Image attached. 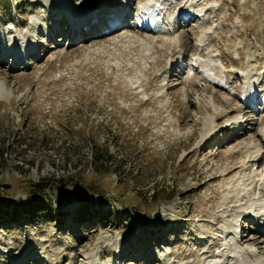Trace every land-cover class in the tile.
<instances>
[{
    "label": "rangeland",
    "instance_id": "rangeland-1",
    "mask_svg": "<svg viewBox=\"0 0 264 264\" xmlns=\"http://www.w3.org/2000/svg\"><path fill=\"white\" fill-rule=\"evenodd\" d=\"M115 1L0 0V38L22 58H0V264H213L236 220L264 259L245 211L264 203V0H197L205 16L178 25L168 12L187 0H163L152 32L134 23L146 0H129L117 31L48 37L66 6Z\"/></svg>",
    "mask_w": 264,
    "mask_h": 264
},
{
    "label": "bare ground",
    "instance_id": "bare-ground-1",
    "mask_svg": "<svg viewBox=\"0 0 264 264\" xmlns=\"http://www.w3.org/2000/svg\"><path fill=\"white\" fill-rule=\"evenodd\" d=\"M100 1H102V0H100ZM127 1H129V0H124V3H122V6H127L128 5V7H129V4L127 3ZM195 1L197 3V0H194V1L193 0H187L186 1L187 2V5H186L187 7H185V8H186L187 12L190 11V13H186V14H182L181 13L182 8L184 7V6H182L183 4L181 5L182 8L180 6L178 8V13H176L177 12V11L175 12L176 7H177V5H176L174 11L168 12V13H171L172 12L171 14H169V18L171 17V15L173 17H175L176 18L175 21H177V23H175V24L178 25L179 23H181V20H184V21H188L189 19L190 20H194L195 19L194 17H196V16H194V17L193 16H190V14H192V13H197L196 14L197 15L196 18H198V17L200 18V15L201 16H205L207 7L200 6V7H198L199 10H195V9H193V7L199 6V4H197V5L194 4ZM179 2H184V1H180L179 0ZM162 4H163V0H146L145 2H138L137 9L139 10L140 15L143 18V22L140 21L139 19H138L137 22H138L139 25H141L142 27H144V28H142V27L139 28L138 27V29L143 30V31H150V32H152V31H154V27H157V25L160 26V24L158 23L159 20H160L159 16H160L161 12H163V10L165 9V6H163ZM109 5H111V4L110 3H106L105 5H103V4L100 5L102 7H99L98 10L94 11V13H92V15H91V11L92 10H86V11H84L82 13H79V11H77L75 14H72L71 8L66 6L65 12H68V14L71 15V16L69 15V17L67 19L68 20H71V21H67L66 22V25L65 26L63 25L62 28H57V30H49L47 32L48 37L51 38L54 35L55 32H58L59 31V32L62 33V35L64 37L69 38L70 39V42H71L73 40V38L77 37L78 35L85 37L86 36V33L88 32V30L90 31L92 28L96 29L97 32H99L101 27H105L107 29L114 22H118V21L123 22L126 17H127V19L130 17L131 14H129V13H131L130 12L131 11V7H129L128 9L125 8L121 12L117 13V12L114 11V9L107 10L106 8ZM87 8L89 9L90 8V5H87ZM211 8L209 10H211ZM65 12H64V14H65ZM104 12H107L108 14H114V17L112 15L110 17H100V15L103 14ZM96 16L98 17V21H93V18L96 17ZM184 16L187 17V20H185ZM65 18H66V16H65ZM201 19L203 20V18H201ZM55 22L58 25L60 24V21H55ZM170 22H171V20H170ZM123 23L120 25V27L123 25ZM201 27H202L201 28L202 36L200 38V41L202 42V41H205L206 35L209 33L210 27L207 26L205 23H203ZM158 31H160V30H158ZM88 34H89V32H88ZM1 35H4V32H2V30H0V37H1ZM134 37H135L134 35H128V34L123 36L125 42H128V43H132L134 41ZM9 38H8V36H6V38H4V37L3 38H0V58L2 57V58L5 59L6 57H10L11 55L12 56L15 55L14 56L15 60H14V62L12 64L14 66L17 63V61L20 62V60L22 58L19 55H17V53L19 54L20 49H18L17 51L14 50V49H17V48H15L14 45H12V43H11V42H14L16 40L12 37V35H10ZM8 39H9L10 43H9ZM7 42H8V44H7ZM27 42H28V39H27ZM33 43H34L33 46L29 50H26L25 51V53L27 54L26 56L32 55V54H36L37 46L35 45V42H33ZM141 43H145V44H140V45H141V47L143 49H145L146 52H148L147 51L148 49H150V48L152 49L151 45L148 44L149 42L142 41ZM3 44H6V46L3 45ZM121 45H123V44H121ZM172 63L173 62H171V60H170L169 61V64L171 65ZM212 63H213V60H212V62L211 61L208 62L207 71L210 70V68H211L210 65H212ZM221 82L224 83V84L226 83L224 80H221ZM0 96H1V94H0ZM251 97H252V94H251ZM253 97H256V95H254ZM246 98L250 99L249 96H245V99ZM253 101H252V103L254 104V106H256L257 100L255 99ZM239 123H238V128H240ZM263 141H264V139H263ZM263 158H264V156H263ZM260 160H262V159H260ZM262 164L264 165V161H263ZM262 171H261L260 175H257L255 177L254 184L255 185H258V188L257 189H254L253 197H256V199H257L258 196H261V197L264 196L263 193H262V190H261V187L264 186V171L263 172ZM241 203L242 202L239 203V206H241ZM248 206L251 207V208H249V210H245V211H247L246 212V214L248 216L247 217V220L250 221L251 218H249V217H251V215H253V213L255 212V210H253L254 212H251L250 213V211L253 209V206H251V205H248ZM257 209L258 210H264V205L257 206ZM245 211H242L241 214L243 212H245ZM241 214H239V215H241ZM230 223H231L230 228L232 229V225L233 224H232V222H230ZM246 224L248 225L250 223L247 222ZM256 224H257V227L258 228L261 227L260 226L261 225L260 222H256ZM224 227L227 228L228 225L226 224ZM228 234L230 235L229 237H231V240L229 239V237H227L226 238L227 240H225V242H222L220 245L224 247L225 243H230V247H229L230 251L229 250H226L223 247H221V250H220V248H217L216 250H217L218 253L216 255L218 256V254L220 252L223 255L221 254V257L214 256L213 257V260H216V261L213 264H237V261L240 264H264V259L256 258L255 257V251H254V249H252L251 247H249L248 244H246L244 242L239 244V242H241V241H237L236 242V236H235L234 232H231L230 233V231H229ZM262 234L264 236V233H262ZM244 239H245L246 242L251 241V238H249V237H246ZM253 240H255V239H253ZM233 243H235V245H233ZM146 247H147V245H145V248ZM145 248L143 250H145ZM259 251H260V249H259ZM262 252H264V248H262ZM202 253H205V252H202Z\"/></svg>",
    "mask_w": 264,
    "mask_h": 264
},
{
    "label": "trees",
    "instance_id": "trees-1",
    "mask_svg": "<svg viewBox=\"0 0 264 264\" xmlns=\"http://www.w3.org/2000/svg\"><path fill=\"white\" fill-rule=\"evenodd\" d=\"M103 152V154H104V156L106 157V159H104L103 161L104 162H102V161H98V160H96V159H94V161H95V163H97V162H99V166H96L95 168L97 169V170H99V171H107L108 170V164H107V161H108V158L110 157V154L108 153V151H107V149H105V150H103L102 151ZM8 161V159L7 158H5L4 157V151H3V148L0 150V162L2 163V162H7ZM36 187L35 188H38V189H41L42 191H44L45 190V186L43 185H41V183H35L34 184ZM78 195V194H77ZM81 197V196H80ZM82 198L83 199H86V197H84V196H82ZM29 202L27 203V205H28V207L30 206V208H32V206H34L35 204H36V202H38L37 200H35V199H33V198H31V199H29L28 200ZM6 204L3 202V200L1 199L0 200V209L1 208H4V209H6ZM25 205L23 204V203H19V204H17L16 205V207H17V209H19V208H25L24 207ZM42 210V212H46V210H47V208H42L41 209Z\"/></svg>",
    "mask_w": 264,
    "mask_h": 264
},
{
    "label": "water",
    "instance_id": "water-1",
    "mask_svg": "<svg viewBox=\"0 0 264 264\" xmlns=\"http://www.w3.org/2000/svg\"><path fill=\"white\" fill-rule=\"evenodd\" d=\"M10 187V184L9 183H2L0 182V197H1V190L2 189H6V188H9Z\"/></svg>",
    "mask_w": 264,
    "mask_h": 264
},
{
    "label": "clouds",
    "instance_id": "clouds-1",
    "mask_svg": "<svg viewBox=\"0 0 264 264\" xmlns=\"http://www.w3.org/2000/svg\"><path fill=\"white\" fill-rule=\"evenodd\" d=\"M44 2H45V3H48V0H44ZM7 27H8V28H11V27H12V25H11V24H9Z\"/></svg>",
    "mask_w": 264,
    "mask_h": 264
}]
</instances>
